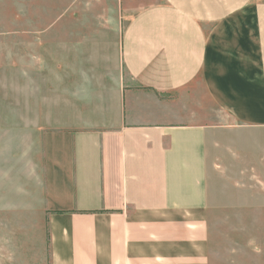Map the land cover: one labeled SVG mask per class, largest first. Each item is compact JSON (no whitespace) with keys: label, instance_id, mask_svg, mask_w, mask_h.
Returning <instances> with one entry per match:
<instances>
[{"label":"crops","instance_id":"obj_1","mask_svg":"<svg viewBox=\"0 0 264 264\" xmlns=\"http://www.w3.org/2000/svg\"><path fill=\"white\" fill-rule=\"evenodd\" d=\"M121 2L124 77H57L55 125L0 160L8 264H215L213 215L244 206L216 191L208 140L219 116L264 127V0Z\"/></svg>","mask_w":264,"mask_h":264},{"label":"rangeland","instance_id":"obj_2","mask_svg":"<svg viewBox=\"0 0 264 264\" xmlns=\"http://www.w3.org/2000/svg\"><path fill=\"white\" fill-rule=\"evenodd\" d=\"M125 7L121 0H0V160L13 152V140L35 139L37 122L55 125L56 106L70 99L59 77L95 81L118 69L124 77L118 40L134 11ZM29 92L31 108L45 105L42 115H23ZM216 118H224L208 140L209 166L213 159L220 173L216 191L233 202L240 195L245 209L213 215L214 261L264 264V127ZM0 264H8L5 255Z\"/></svg>","mask_w":264,"mask_h":264}]
</instances>
